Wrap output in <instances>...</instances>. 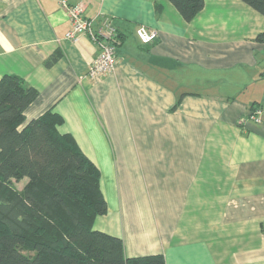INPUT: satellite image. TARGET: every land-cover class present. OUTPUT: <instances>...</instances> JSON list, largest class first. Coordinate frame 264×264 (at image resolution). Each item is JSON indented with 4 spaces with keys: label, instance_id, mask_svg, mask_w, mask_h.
Returning <instances> with one entry per match:
<instances>
[{
    "label": "crops",
    "instance_id": "0c3cea01",
    "mask_svg": "<svg viewBox=\"0 0 264 264\" xmlns=\"http://www.w3.org/2000/svg\"><path fill=\"white\" fill-rule=\"evenodd\" d=\"M67 1L95 25L111 16L114 72L87 75L98 47L66 37L61 0H0V78L35 87L27 121L59 113L58 130L99 168L108 211L94 228L127 257L264 264V115L240 123L264 102V15L243 0H205L191 21L171 0Z\"/></svg>",
    "mask_w": 264,
    "mask_h": 264
},
{
    "label": "trees",
    "instance_id": "16d2710c",
    "mask_svg": "<svg viewBox=\"0 0 264 264\" xmlns=\"http://www.w3.org/2000/svg\"><path fill=\"white\" fill-rule=\"evenodd\" d=\"M171 1L187 21L205 5ZM243 1L264 15V0ZM256 40L264 43V31ZM38 95L18 75L0 78V264H166L161 253L127 257L121 238L94 228L108 211L101 172L72 135L58 130L59 113L49 109L27 121Z\"/></svg>",
    "mask_w": 264,
    "mask_h": 264
},
{
    "label": "built area",
    "instance_id": "2783aa9c",
    "mask_svg": "<svg viewBox=\"0 0 264 264\" xmlns=\"http://www.w3.org/2000/svg\"><path fill=\"white\" fill-rule=\"evenodd\" d=\"M71 23L66 37L77 40L80 35H88L92 42L98 47V54L93 60L87 75L93 81L101 80L102 76L114 72L117 64L116 48L119 44V37L116 26L111 16L102 14L98 25L94 24L93 18L85 16L86 6L83 2L70 4L67 0H61ZM138 37L143 43L153 41L158 32L146 26H139L136 30ZM264 115V102L256 105L249 114L240 119V123L248 120L260 122Z\"/></svg>",
    "mask_w": 264,
    "mask_h": 264
},
{
    "label": "rangeland",
    "instance_id": "374dc122",
    "mask_svg": "<svg viewBox=\"0 0 264 264\" xmlns=\"http://www.w3.org/2000/svg\"><path fill=\"white\" fill-rule=\"evenodd\" d=\"M26 182H27V179H24V180L19 181V182L16 181V182H15V186H16L18 189H22Z\"/></svg>",
    "mask_w": 264,
    "mask_h": 264
}]
</instances>
